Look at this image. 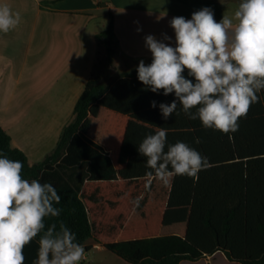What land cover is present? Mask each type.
<instances>
[{"label":"trees","instance_id":"trees-1","mask_svg":"<svg viewBox=\"0 0 264 264\" xmlns=\"http://www.w3.org/2000/svg\"><path fill=\"white\" fill-rule=\"evenodd\" d=\"M97 38L111 64L119 47L112 14ZM137 66L107 87L95 73L57 146L39 163L32 165L0 125V155L21 161L25 179L50 182L61 197V214L46 218V229L63 222L78 243L93 239L131 264H183L218 252L239 264H264V91L238 131L225 135L179 106L165 121L159 104L175 94L145 90ZM161 127L168 144L182 141L207 157L198 178L174 176L164 186L147 175L138 145ZM38 240L25 247V264L37 258Z\"/></svg>","mask_w":264,"mask_h":264},{"label":"clouds","instance_id":"clouds-1","mask_svg":"<svg viewBox=\"0 0 264 264\" xmlns=\"http://www.w3.org/2000/svg\"><path fill=\"white\" fill-rule=\"evenodd\" d=\"M20 21L19 12L0 5V33L14 30ZM169 23L174 46L167 33L162 40L147 35L145 47L152 61L140 60L138 80L145 90L175 94L170 104H159L165 121L180 114L179 106L205 129L235 133L239 120L260 102L258 94L264 91V0H241L233 15L223 14L219 21L212 8L204 7L191 19L177 16ZM151 107H157L155 100ZM138 152L150 169L147 175H154L164 186L174 176L198 178L208 167L207 157L185 142L168 144L167 129L162 127L142 140ZM22 172L21 161L0 155V264H25L24 249L38 236L33 264H80L85 248L76 234L63 222L59 230L55 223L46 229V218L61 214L55 206L61 200L56 188L50 182L29 181ZM139 199L134 201L136 206Z\"/></svg>","mask_w":264,"mask_h":264},{"label":"crops","instance_id":"crops-1","mask_svg":"<svg viewBox=\"0 0 264 264\" xmlns=\"http://www.w3.org/2000/svg\"><path fill=\"white\" fill-rule=\"evenodd\" d=\"M240 0H0L21 21L0 33V125L32 165L57 146L86 84L94 75L97 36L114 16L121 58L151 63L145 37L162 40L173 17L191 19L204 7L215 19L233 15ZM141 28L142 31H137ZM169 43L168 41H165ZM99 46V45H98ZM118 55V54H117ZM116 55V56H117ZM88 249L89 241L84 246ZM95 248H102L94 244ZM213 256L208 260H212Z\"/></svg>","mask_w":264,"mask_h":264},{"label":"rangeland","instance_id":"rangeland-1","mask_svg":"<svg viewBox=\"0 0 264 264\" xmlns=\"http://www.w3.org/2000/svg\"><path fill=\"white\" fill-rule=\"evenodd\" d=\"M110 20V17H108ZM109 26V22H107V26H103L100 28L102 31L106 30ZM99 45V46H98ZM96 48H92L90 46V52L97 51V61L95 66V72L102 80L104 86H109L114 80L125 75V73L132 71L135 68V64L130 63L129 60L121 58L119 55V50L117 49V53L115 58L111 64H108L106 51L100 43ZM145 63L148 60H144ZM94 244L96 241L91 239L89 240L88 249L85 248V258L80 262V264H131L119 257L115 253L109 251L108 249L103 248H95ZM183 264H239L236 262L230 261L224 253L218 252L216 253L212 260L201 259L199 261H184Z\"/></svg>","mask_w":264,"mask_h":264}]
</instances>
